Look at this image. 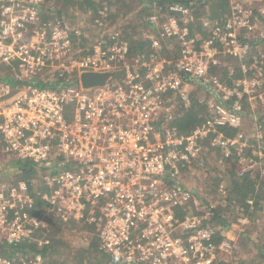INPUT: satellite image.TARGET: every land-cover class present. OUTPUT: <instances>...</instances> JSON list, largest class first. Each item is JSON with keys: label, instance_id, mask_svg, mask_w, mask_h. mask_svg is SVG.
<instances>
[{"label": "built area", "instance_id": "built-area-1", "mask_svg": "<svg viewBox=\"0 0 264 264\" xmlns=\"http://www.w3.org/2000/svg\"><path fill=\"white\" fill-rule=\"evenodd\" d=\"M107 1L71 25L49 0H0V152L35 169L29 178L0 169V264H47L50 239L36 237L47 213L92 226L97 249L121 264H220L236 242L212 225L215 204L175 175L202 165L207 142L256 189L264 178V0H229L218 19L193 12L201 0L150 2L138 37L108 27ZM82 71L112 75L82 89ZM193 91L204 115L181 132ZM249 116L251 134L240 130ZM257 205L264 197L245 199L249 211Z\"/></svg>", "mask_w": 264, "mask_h": 264}, {"label": "rangeland", "instance_id": "rangeland-1", "mask_svg": "<svg viewBox=\"0 0 264 264\" xmlns=\"http://www.w3.org/2000/svg\"><path fill=\"white\" fill-rule=\"evenodd\" d=\"M212 1L214 0H211V2ZM107 2L108 4L106 6L108 11L111 12L107 20L109 22L108 27L120 29L124 33L128 31L130 34L138 37L139 32L145 27L144 15L140 14L142 9L140 2L136 0H130V2L129 0H109ZM52 5H54V7L58 6L57 3ZM252 5L257 6L258 4L255 1H252ZM100 7L101 6L98 5V8ZM61 11L62 13H57L62 15L66 21L72 23L71 25L78 24L79 22L81 23L84 18L88 19L89 17L96 15L93 13V10H90L91 14H88L87 9L85 8H70V6L64 5ZM204 14H208L207 10H205ZM204 14L201 12L198 16H203ZM93 19H91V21H93ZM97 33L98 29L92 28L90 35L95 36ZM257 52L264 54V40L257 47ZM66 58L68 57H65L64 61L67 60ZM228 62L230 66H235L236 64L234 61ZM0 66V72L2 74H7V68L2 65ZM224 77L226 78L227 75ZM203 96L207 98L209 94L203 93ZM258 112H261V110H258ZM255 119L256 118L253 116L246 117L240 130L248 134L253 133L256 128ZM205 146L206 152L202 165H200L198 161H192L190 164L182 167L179 170V173L175 175L176 181L180 182L183 186L190 188L193 196L198 198L197 200L203 205L207 202L215 204L218 209L219 217H221L220 213L221 215H226L229 223L227 227V232L229 234L227 235L233 237L237 236V233H240L238 239H236V237L232 238L237 244L235 250L231 254L221 252L218 257L219 263L255 264L258 260V255H256L251 242L259 239V241L262 240L261 245L264 246V208L259 207L256 209L253 215L249 216L251 219L249 223L241 224L238 221L239 214L225 204L222 199L225 192L227 194L226 188L235 172L225 164V160L221 158L218 151L211 149L207 142H205ZM4 160L5 159L0 152V169L3 178L15 177L14 170L11 169L8 162L6 163ZM230 167L233 168L234 166L231 165ZM38 189H41L42 191L45 190L42 186H38ZM261 197H264L263 193H261L260 198ZM33 210L35 211V206ZM258 216L262 219L260 221L261 223L259 221L255 222V217ZM45 220L49 225V233L46 232V234L44 233L45 235L41 234L40 236H48L52 243L50 245H53L55 250L53 253H50L52 246H48L47 251L50 255L45 256L47 264H121L110 258V260H108L107 257L109 256L107 254L98 249L96 250L93 229L89 226L87 227L85 223L64 222V225L58 223L56 218L51 214H48ZM257 224L260 226L258 227ZM216 226H218V224ZM224 238L229 239V237L226 236H224Z\"/></svg>", "mask_w": 264, "mask_h": 264}, {"label": "trees", "instance_id": "trees-1", "mask_svg": "<svg viewBox=\"0 0 264 264\" xmlns=\"http://www.w3.org/2000/svg\"><path fill=\"white\" fill-rule=\"evenodd\" d=\"M49 1L52 4L57 3L58 6H55V9H53V10L58 12V13H62L61 10L63 9V5H64V6H70V8H73V7L74 8L78 7L81 9L85 8V9H87V11L93 10V13L95 14L98 11V5H99V3L95 0H49ZM136 1L140 2L141 8H142L140 14H143L144 16L148 15V13H150L152 11L151 7H153V6L151 5V3H153V2L156 3L157 5H159L162 9L165 8V5H167L168 3H172V2H182L183 4L188 3L187 0H136ZM129 2H130V0H129ZM209 2L211 3V5H209L210 4ZM146 7H148V8H146ZM227 8H228V0H214L212 2H211V0H203V1L201 0V2H199V3H197V1H195V3L192 5L193 12L197 16L201 12L204 14L205 10H207L208 14H204V15L207 16L208 18H213V19H218L219 17L223 16L227 12ZM209 10H210V13H209ZM110 14H111V12H109V15ZM93 17L95 18L96 15H94ZM93 17H89L87 21H91V19H93ZM84 20L86 21V18H84ZM125 33L127 35H129L128 31ZM134 39H137V38H134ZM133 45H134V47L137 48V50H138V48H141V46H142L141 43L138 46H135V43H133ZM224 75H226V73ZM5 80L9 81L11 79L5 78ZM227 80H228V78H227ZM38 85H43V84L38 83ZM197 92L198 91H193L192 96H191L192 101H191L190 105L188 106V108L186 109L184 115L179 120V130L181 132H189V131L193 130L202 121L204 111H205V106L198 102ZM8 165H10V168L14 170L13 172H14L15 177H13V178H17V177L29 178L35 172V169L30 162H21L18 160H11L10 162H8ZM256 182H257L256 179L252 178L251 175H249V174H245L241 177H238L234 173L232 179L229 182L228 187L226 188L227 194L225 192V194L223 195L224 197H222L223 201L225 202V204L230 206L231 209L234 211H235V206L240 205L248 213L251 212L246 208L247 206H245V199L249 196H255L257 198V200H259L261 193H263V195H264V178H262L260 180L257 189H256ZM35 206L38 209H40L37 212L39 215L45 214L44 213L45 205L41 204L40 201H37V204ZM259 207L260 206L257 205L255 207L254 211L256 209H258ZM41 208H43V209H41ZM218 214H219L218 209L216 207L215 208V216H214L213 220L211 221V223H212V225L218 224L220 227H222V229L226 230L228 225H229L227 218H226V215H221V213H220L221 217H219ZM47 216H48V213L45 215V219ZM58 223L65 225L64 222L58 221ZM78 223H82V222H78ZM46 224L47 225H46L45 231L49 233V225H48V223H46ZM85 225H87V224H85ZM88 226L89 225H87V227ZM89 227L93 228L92 226H89ZM46 232H44V233L46 234ZM44 233L37 232L36 237H38V236L41 237L40 235L41 234L45 235ZM220 237H222V236H218V239H221ZM251 243H252V246L256 252V255H258V260L255 264H264V246L261 245L262 240L259 241V239H257V240L252 241ZM50 244H52V243L50 242L48 245V246H52L50 253H53L55 250L53 248V245H50ZM94 244H95V247L97 250L96 243L94 242ZM24 246H25V244L22 243L21 245H16L15 248H14V246L12 248H14V251H18V250H21L22 248H24ZM46 248L44 251V255L47 256V255H50V253L47 251L48 248L47 249ZM107 259L110 260L109 257H107Z\"/></svg>", "mask_w": 264, "mask_h": 264}, {"label": "water", "instance_id": "water-1", "mask_svg": "<svg viewBox=\"0 0 264 264\" xmlns=\"http://www.w3.org/2000/svg\"><path fill=\"white\" fill-rule=\"evenodd\" d=\"M112 73L96 72V71H82L79 74V84L82 89H91L105 84L111 77Z\"/></svg>", "mask_w": 264, "mask_h": 264}, {"label": "crops", "instance_id": "crops-1", "mask_svg": "<svg viewBox=\"0 0 264 264\" xmlns=\"http://www.w3.org/2000/svg\"><path fill=\"white\" fill-rule=\"evenodd\" d=\"M210 3V2H209ZM211 4V3H210ZM209 4V5H210ZM228 8H229V0H228ZM228 8H227V10H228ZM147 16V15H146ZM146 16H144V19H145V17ZM250 119V118H249ZM253 213H254V211H251V212H249V216H251V215H253ZM250 218V217H249ZM262 219L260 218V216H258V217H255V222H257V221H261ZM250 221H251V219H250ZM261 223V222H260ZM258 225V227L260 226L259 224H257ZM240 232V231H239ZM227 234H229L228 232H227V229L225 230V232H224V235L226 236V237H229V238H233V237H236V239H238V237L240 236V233H237V236H233V237H231L230 235H227Z\"/></svg>", "mask_w": 264, "mask_h": 264}]
</instances>
